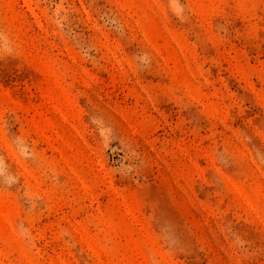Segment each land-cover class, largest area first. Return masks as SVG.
I'll use <instances>...</instances> for the list:
<instances>
[{
  "label": "rangeland",
  "instance_id": "374dc122",
  "mask_svg": "<svg viewBox=\"0 0 264 264\" xmlns=\"http://www.w3.org/2000/svg\"><path fill=\"white\" fill-rule=\"evenodd\" d=\"M0 264H264V0H0Z\"/></svg>",
  "mask_w": 264,
  "mask_h": 264
},
{
  "label": "built area",
  "instance_id": "2783aa9c",
  "mask_svg": "<svg viewBox=\"0 0 264 264\" xmlns=\"http://www.w3.org/2000/svg\"><path fill=\"white\" fill-rule=\"evenodd\" d=\"M117 161L121 162V158L117 159Z\"/></svg>",
  "mask_w": 264,
  "mask_h": 264
}]
</instances>
